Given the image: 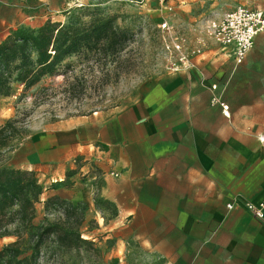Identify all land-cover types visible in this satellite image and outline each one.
Instances as JSON below:
<instances>
[{"label": "crops", "instance_id": "obj_1", "mask_svg": "<svg viewBox=\"0 0 264 264\" xmlns=\"http://www.w3.org/2000/svg\"><path fill=\"white\" fill-rule=\"evenodd\" d=\"M36 1L41 5L0 0V43L26 24ZM194 2L179 0L186 19ZM250 9L264 12V0ZM263 44L264 31L237 65L232 48L208 42L190 69L140 85L130 106L44 129L21 147L24 160L13 168L35 172L44 191L53 181H66L67 191L87 204L97 189L116 209L118 241L150 239L148 264H264V208L262 218L254 211L264 204V81L253 91L258 100L224 96L238 67L246 69L244 84L254 85L249 71L260 69ZM214 95L230 117L212 105ZM77 158L94 162L83 182ZM41 200L37 205H44Z\"/></svg>", "mask_w": 264, "mask_h": 264}, {"label": "rangeland", "instance_id": "obj_2", "mask_svg": "<svg viewBox=\"0 0 264 264\" xmlns=\"http://www.w3.org/2000/svg\"><path fill=\"white\" fill-rule=\"evenodd\" d=\"M194 1L195 11L187 19L180 13L179 0H42L41 5L36 1L29 8L27 14L30 17L23 25L25 27L38 29L47 21L65 25L76 11L83 13L85 23L95 18L115 19L116 26L130 32L133 40L122 56L111 58L106 65L87 53L83 57L70 58L66 61L71 65L69 68L58 75L45 76L31 89L25 90L20 84H13L10 95L0 98V127L14 121L23 135L2 151L0 167L14 169V165L24 160V156L20 155L21 147L37 141L44 129L51 125L126 108L134 101L140 85L171 72L169 66L177 60L166 55L163 48L160 25L165 21L173 26L178 35L195 44L196 39L204 38L202 28L210 18L223 16L237 6L255 8L259 2ZM260 53L263 56L260 69L257 66L249 71L254 85L248 88L244 84L246 69L238 67L225 97L230 100H258L260 94L253 91L258 92L259 83L264 81V44ZM122 60L126 63L121 64ZM75 162L82 168L80 180L90 179L92 169L95 170L94 162L80 158ZM99 179L97 174L95 182ZM70 188L71 184L66 181H53L47 186V191H51L50 197L67 202L62 205L55 203L47 208V191H44L45 195L41 196L44 205H37L33 220L34 233L48 226L68 224L74 231L80 232L83 242H73L76 246L67 247L58 242L57 234H44L42 245L33 250L35 239L27 233L21 255L17 258L8 256L0 264H148L150 258L146 247L150 239L127 237L123 242L118 241L114 229L115 207L102 201L97 189L93 194V203L87 204L80 200L79 193H69L67 190ZM15 241L14 237L0 239V251Z\"/></svg>", "mask_w": 264, "mask_h": 264}, {"label": "trees", "instance_id": "obj_3", "mask_svg": "<svg viewBox=\"0 0 264 264\" xmlns=\"http://www.w3.org/2000/svg\"><path fill=\"white\" fill-rule=\"evenodd\" d=\"M132 40L133 35L117 27L115 19L95 18L85 23L83 13L76 11L65 25L47 21L38 29L21 26L11 30L0 43V98L8 97L15 83L28 90L45 76L58 75L71 66L66 61L74 56L90 53L106 65L111 58L122 56ZM125 63L126 60L121 61V64ZM22 135L14 121L1 126L0 155ZM43 194L44 187L35 172L0 167V239L16 238L0 251V262L8 256L17 258L21 255L27 233L35 239L33 250L42 245L44 234H57L58 242L67 247L76 246L73 242H83L80 232L68 224L48 226L34 233L36 205ZM66 202L50 197L45 204L48 208Z\"/></svg>", "mask_w": 264, "mask_h": 264}, {"label": "built area", "instance_id": "obj_4", "mask_svg": "<svg viewBox=\"0 0 264 264\" xmlns=\"http://www.w3.org/2000/svg\"><path fill=\"white\" fill-rule=\"evenodd\" d=\"M165 54L177 60L171 63L169 71L180 72L193 66L192 59L201 56L208 42H213L223 48H232L237 65L243 63L248 53L253 49L256 37L264 31V12L253 10L246 6H237L232 11L221 17L210 18L202 28L204 38L196 39L192 44L187 37L178 35L173 26L165 21L160 25ZM217 89L216 85L212 86ZM212 105H219L225 117H230L229 107L222 101L220 96L214 95ZM264 150V136L259 138ZM115 178L120 174L111 173ZM262 208H256L255 215L262 218Z\"/></svg>", "mask_w": 264, "mask_h": 264}]
</instances>
